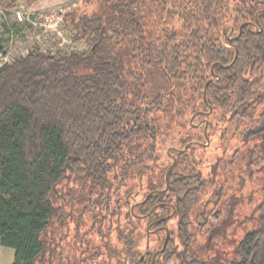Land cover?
<instances>
[{
    "label": "trees",
    "instance_id": "trees-1",
    "mask_svg": "<svg viewBox=\"0 0 264 264\" xmlns=\"http://www.w3.org/2000/svg\"><path fill=\"white\" fill-rule=\"evenodd\" d=\"M80 3L65 21L85 51L34 47L0 68V246L14 251L12 264H153L155 250L140 247L155 237V264H208L202 247L190 248L191 230L208 239L203 231L224 193L197 172L190 151L163 173L165 190L150 180L133 195L127 187L133 174L144 176L159 117L176 104L220 115L217 126L256 143L244 157L249 179L264 168V0ZM77 200L91 222L84 235L105 242L81 236L80 217L70 260L58 230L75 220ZM236 204L223 206V221ZM255 213L257 226L226 264H264V199Z\"/></svg>",
    "mask_w": 264,
    "mask_h": 264
},
{
    "label": "rangeland",
    "instance_id": "rangeland-1",
    "mask_svg": "<svg viewBox=\"0 0 264 264\" xmlns=\"http://www.w3.org/2000/svg\"><path fill=\"white\" fill-rule=\"evenodd\" d=\"M10 1L12 2L11 4L6 3V1L0 2V37L6 39L8 35L5 36V34L10 30H18L19 32H17L18 37L14 38L13 44H9V48L12 50L9 51L8 62L13 64L16 59L25 56L34 47H40L44 51L50 50L63 53L85 51L88 48L85 42L74 40V33H71L66 21L64 23L62 17H58V19L52 17V15L58 14L60 8L68 6L71 3H77L80 6L81 0ZM5 47L7 45H2V40L0 39V52L4 51L3 48ZM4 63L5 61H2L1 64ZM182 109H184V105L176 104L169 110V116L159 117L161 134L156 142H152L154 144L152 146H155L153 155L145 158V162L143 163L145 168H142L145 174L141 177L133 176V174L134 180L127 188L130 190L129 194L133 195L140 188L147 187L150 180L154 184L155 181L157 182L158 191L165 190L166 185L163 183V173L167 176L172 166L177 164L178 153L190 151L189 153L194 155V161H196L198 167L197 172H203L204 175L208 176L212 175L211 179L214 180L212 189L216 191L217 186L220 185L224 193L218 205L217 214L211 217L203 231V236H209L208 239L200 237L197 234L199 233V229L195 227V229L191 230L194 235L195 244L192 243L193 245L191 244L190 248L200 250L199 247H202L205 252L204 250L201 251V253L204 252L201 256L205 258L208 256V264H226L233 256L237 243L244 236L245 232L257 226L256 208L264 199V191L262 190L264 186V168L257 170L254 179H249L245 172L246 163L244 161H246V158L244 157H247L248 149L252 148L256 143H243L241 142L240 135L235 133L234 128L230 127L227 128L228 131H225L227 129L218 124L219 126H213L211 129L212 141L211 144H208L202 136L203 127H205L204 119L208 120L207 115H205V118H201L199 113L195 114L189 106L186 110ZM214 119L220 124L223 122L220 115H216ZM214 124L216 125V122ZM196 133L201 140L192 139L196 138ZM183 141L188 142L184 145L182 144ZM187 163L188 161L183 162L181 164L182 167H185ZM137 168L140 169V167ZM147 193L149 194L150 191H145L144 195L146 196ZM139 198L141 199L142 196ZM235 201L237 207L232 215H230L231 218L228 216L226 218L228 221L226 219L223 221L224 218L221 215L223 206ZM75 203H77L75 204L76 206L74 205L75 207L72 208L74 213L71 214V217L75 220L70 221L68 227L61 226L58 230V238L62 240V249L65 252V256L70 258V260L74 254L72 243L78 234L77 220L79 219L80 221V217L82 218L83 225L80 229V235L84 236L85 239H90L93 245H100L105 242H101L100 237L94 233L84 235V226H91V222L89 221V215L85 214L84 208L80 206L81 202L77 200ZM199 209H209V206L203 204ZM66 210L69 211V208ZM88 213L90 214V210ZM118 221L122 222L123 219H119ZM221 221L227 225L223 224V228L219 230L218 225L222 223ZM242 222L243 224H241ZM103 223L108 228V221H104ZM131 223L137 227L142 226V221L138 218L133 219ZM113 226L115 238L117 226L115 224ZM176 226L177 220H172L168 225V230L170 231L176 228ZM152 235L154 234L152 233ZM161 238L163 239L164 236ZM156 239L155 237H145L144 243H141V251L144 252L147 248H151L152 251L160 250L158 246L161 239L160 241ZM180 249L183 250V247L180 246ZM0 250L1 254L2 251L10 253V256L2 254V257H4H0L1 264H12L14 251L9 248H2L1 246Z\"/></svg>",
    "mask_w": 264,
    "mask_h": 264
},
{
    "label": "built area",
    "instance_id": "built-area-1",
    "mask_svg": "<svg viewBox=\"0 0 264 264\" xmlns=\"http://www.w3.org/2000/svg\"><path fill=\"white\" fill-rule=\"evenodd\" d=\"M77 6V3H71L70 5H68V6H65V7H62V8H60L59 10H58V14H54V15H52V17L53 18H57L58 19V17H62L63 18V21H64V23H65V17H66V15H67V13L70 11V10H72L73 8H75ZM19 18H21L20 16H19ZM62 21V22H63ZM59 22H61V21H59ZM17 32H19L18 30L16 31V30H13V31H8L7 32V34H5V36H7L6 37V39H3L2 37H0V39L2 40V45H4V46H6L7 45V47H5V48H3V50L4 51H1L0 52V68H2V67H4V66H7V65H11L12 63L11 62H8L9 61V51L10 50H12V49H10L9 48V44H13V42H14V38L15 37H18V34H17ZM71 33H73L72 31H71ZM26 37V36H25ZM19 48H22L21 46H19ZM21 50H23V48L21 49ZM28 54V53H27ZM26 54V55H27ZM21 56V55H20ZM2 61H5V63L4 64H1L2 63Z\"/></svg>",
    "mask_w": 264,
    "mask_h": 264
},
{
    "label": "flooded vegetation",
    "instance_id": "flooded-vegetation-1",
    "mask_svg": "<svg viewBox=\"0 0 264 264\" xmlns=\"http://www.w3.org/2000/svg\"><path fill=\"white\" fill-rule=\"evenodd\" d=\"M211 113L212 112H202V114H201V112H199V115H202L203 116V118H205V115H207V117H208V120L207 119H204V121H205V124H204V126L205 127H203V136H204V140H206V143L208 142V144L210 143L211 144V139H212V135H211V129H210V119H213L214 120V122H218V121H215V119L213 118V116H211ZM202 118V117H201ZM210 118V119H209ZM213 122V123H214ZM214 126H217V125H215L214 124ZM219 126V125H218ZM200 142V141H199ZM164 249V248H163ZM162 250V249H161ZM156 253H158L157 254V256L160 254V250H155V252H154V255L156 254ZM154 255H153V258H152V263L153 264H155V260H156V258H155V260H154ZM156 256V257H157Z\"/></svg>",
    "mask_w": 264,
    "mask_h": 264
},
{
    "label": "crops",
    "instance_id": "crops-1",
    "mask_svg": "<svg viewBox=\"0 0 264 264\" xmlns=\"http://www.w3.org/2000/svg\"><path fill=\"white\" fill-rule=\"evenodd\" d=\"M2 1H6V3H8V4H11V3H12L10 0H0V2H2ZM2 248H4V247H2ZM3 253H4V256H5V255L10 256V255H9L10 253H5L4 251H2V254H3ZM2 254H1V250H0V257H1V258L4 257V256L2 257ZM13 260H14V259H13ZM12 263H13V262H12ZM0 264H1V262H0Z\"/></svg>",
    "mask_w": 264,
    "mask_h": 264
},
{
    "label": "water",
    "instance_id": "water-1",
    "mask_svg": "<svg viewBox=\"0 0 264 264\" xmlns=\"http://www.w3.org/2000/svg\"><path fill=\"white\" fill-rule=\"evenodd\" d=\"M207 86H208V83L206 84L205 92H206ZM168 239H169V234H167V238H166V241H165V244H164V249H165V247H166V244H167V242H168ZM164 249H163V250H164ZM163 250H162L161 252H163ZM157 254H158V253H156V254L154 255V260H155V258H156V256H157Z\"/></svg>",
    "mask_w": 264,
    "mask_h": 264
}]
</instances>
